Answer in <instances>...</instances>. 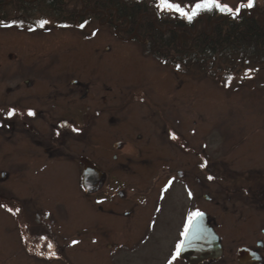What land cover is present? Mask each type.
<instances>
[{
    "label": "flooded vegetation",
    "instance_id": "af4514ba",
    "mask_svg": "<svg viewBox=\"0 0 264 264\" xmlns=\"http://www.w3.org/2000/svg\"><path fill=\"white\" fill-rule=\"evenodd\" d=\"M172 2L191 9L200 0ZM242 2L247 1L238 0L236 7ZM220 3L226 4L223 0ZM140 6L147 9L145 15L153 16L156 25L180 29L190 25L175 12L159 11L155 0H143ZM255 6L254 1L252 8L244 9ZM105 8L102 17L89 19L118 25L115 34L121 42L141 43L148 57L165 58L167 68H176L173 56L149 49L148 37L137 27L127 34L125 25L128 27L132 21L116 19L109 12L117 11L119 4L108 3ZM87 10L93 11L90 7ZM206 16L199 15L195 23ZM105 57H97L101 65L88 72V81L63 72L58 77L53 75L50 69L61 56H52L38 66L28 61L17 72L8 71L9 77L19 80L17 92H25L18 99L0 98V244L10 248L8 263L169 264L171 260L172 264H264V133L245 130L226 145L222 130L201 129V125L179 130V119L170 120L168 113L163 121L150 115L158 123L157 128L138 132L136 138L156 147L159 154L139 161L125 158L122 151L129 147V133L126 125L123 129L119 124L127 122L133 106L128 105L138 100L151 111L152 104L161 103L150 97V102L142 97L128 99L132 87L141 91L142 83L125 85L114 100L98 105L83 96L60 98L63 84L80 83L86 86L80 88L86 90L89 85L103 82V89L109 90L108 83L121 76L103 74L102 64L109 56ZM182 68L193 66L184 64ZM44 78L52 80L49 83L57 86L56 92L46 88L39 98L31 97L30 88ZM48 93L50 97H46ZM10 109L16 114L7 119ZM29 110L35 115L29 116ZM97 122L108 153L99 158L92 144ZM166 126L169 128L165 130ZM210 137L214 139L212 146ZM253 137L257 141L252 143ZM81 139L85 145L90 143L84 152H79ZM169 149L180 153L181 162L174 163L165 156ZM83 158L90 159L104 173L102 186L91 192L82 185ZM129 174L137 176L138 183H129ZM209 176L214 179L209 180ZM81 202L88 207L83 225L78 217ZM197 211L203 213L205 224L217 236L218 255L192 262L180 251L172 259L183 240L189 215Z\"/></svg>",
    "mask_w": 264,
    "mask_h": 264
},
{
    "label": "rangeland",
    "instance_id": "374dc122",
    "mask_svg": "<svg viewBox=\"0 0 264 264\" xmlns=\"http://www.w3.org/2000/svg\"><path fill=\"white\" fill-rule=\"evenodd\" d=\"M223 1L235 9L238 0ZM254 1L256 6L252 9V14L263 11L264 0ZM80 10L85 15L84 18L87 14H92L90 17L95 19L100 17L95 15L94 11H88L87 8L81 7ZM4 14L8 17L0 16V98L6 100L22 98L21 95L25 92L21 89L18 93L16 90L19 80L17 77L12 79L8 75L10 70L17 72L28 61L29 65L38 66L45 64L52 56H61L62 59L55 62L50 69L53 75L58 77L63 72L71 77L88 81V72H92L95 67L101 65L98 64L101 55L106 56V59L109 56L106 64H102L103 74L115 73L114 76L120 75V79L109 82V90L108 87L103 89V82L96 83L92 87L89 85L86 90L80 88L85 86L80 83L69 85L81 91H72L65 84L60 88L59 84L60 98L67 100L83 96L91 104L98 105L105 103L107 99L114 100L122 89H125V85L142 83L144 86L141 91H138L136 86L132 87V93L129 94L128 99L142 97L146 102H150L151 99L154 102H161L152 104V112L145 102L136 100L128 105L133 106L127 113V122L119 124L123 129L126 125L129 133V147L122 151L125 158L139 161L159 154L156 147H149L136 138L138 132L148 133L157 128L158 123L152 121L151 117L160 121L168 118L179 119L177 120L180 121L177 124L179 130L200 125L201 129L222 130L226 145L235 140V134L245 130L253 129L254 132L264 133V61L247 51H237L227 45L221 52L204 60V63L198 65L192 63L191 69H183L184 64L181 63L174 64L176 68H167L168 63L165 58L148 57L144 52L146 48L141 43L121 42L115 34L118 25L113 23H100L89 17L87 22L80 23V20L76 19L70 25L62 26L59 21L36 14L35 18L44 17L49 23L43 27L40 25L32 27L31 19L20 18L18 16L20 13L13 7H5ZM8 21L10 23H7ZM217 22L219 21L216 19L205 17L200 19L196 26L207 28L208 25ZM177 65L182 69L180 67L177 69ZM200 66L207 67L200 69ZM49 82L52 80L48 78L37 82L30 88L31 97L39 98L42 90L46 88H50L49 91L55 93L57 86ZM110 94L116 96L111 97ZM50 96V93L46 94V97ZM166 99H171V104L169 101L166 102ZM167 113L168 118H166ZM100 119L103 120V118ZM98 123L95 124L97 131L93 133L92 140L97 158L108 154L103 145L105 136L100 135L101 127ZM168 128L166 126L165 130ZM253 141H257V138L253 137L252 143ZM213 142L214 139L210 137L211 146ZM87 145L90 147L89 142L85 145V141H82L79 152H84ZM165 156L174 163L181 162L180 153L177 151L169 149ZM102 160L104 161L103 157ZM138 171L145 172L140 169ZM149 174L146 176H150ZM136 178L137 176L129 174V183H138ZM86 204L80 203V215H78L80 225L84 222L83 215H87L88 212ZM9 257L8 245L0 244V264H9ZM30 263L34 264L33 261Z\"/></svg>",
    "mask_w": 264,
    "mask_h": 264
},
{
    "label": "trees",
    "instance_id": "16d2710c",
    "mask_svg": "<svg viewBox=\"0 0 264 264\" xmlns=\"http://www.w3.org/2000/svg\"><path fill=\"white\" fill-rule=\"evenodd\" d=\"M108 3L119 4L117 11L114 9L109 11L112 17L129 18L132 21L128 27L125 25L127 33H132L137 27L140 34L148 37L150 50L158 54L165 52L173 56L176 63L202 64L227 45L237 51H247L264 61V10L252 14V9H244L236 18L215 10L202 12L201 14L207 15L206 17L219 22L208 25L207 28L204 26L198 28L195 23L198 15L183 29L154 24L153 16L143 13L147 11L140 6L143 0H0V16H7L4 14L5 7H13L20 13L18 15L20 18L31 19L32 27H36L37 23L45 18L54 19L62 26H67L76 19H79L80 23L87 22L85 20L92 14H87L84 18L81 7L85 9L90 7L95 15L102 17L101 12L107 11L105 6ZM36 14L45 18L37 19L34 17Z\"/></svg>",
    "mask_w": 264,
    "mask_h": 264
},
{
    "label": "snow or ice",
    "instance_id": "6c2138e0",
    "mask_svg": "<svg viewBox=\"0 0 264 264\" xmlns=\"http://www.w3.org/2000/svg\"><path fill=\"white\" fill-rule=\"evenodd\" d=\"M254 6V0H247L246 3L239 4L235 9L231 8L227 4H221L220 0H200V2L196 3L195 6L191 9H185L181 7L179 3L172 2V0H155V7L161 12H175L180 17L192 22L198 15L202 12H212L213 10L218 11L222 14L231 15L233 18L239 16L240 11L244 8H252ZM41 27L48 24L49 21L41 20L38 22ZM80 27H84V25H80ZM95 35V33H93ZM177 69H179V65H177ZM16 114L15 109H10L6 113V118L11 119ZM29 116L35 115V113L31 110L28 112ZM74 131H78L74 129ZM173 139H176L175 135L172 136ZM206 166V165H202ZM209 180L214 179V177L209 176ZM171 183V181L169 182ZM191 195V193H189ZM3 205H0L2 207ZM9 212L13 210L11 208L8 209ZM20 209H15V212H19ZM203 213L201 212H194L189 215L188 224L184 229L185 240L181 241L180 244L177 245V251L174 254L172 259H175L176 256L179 255L180 249L184 244H191L195 238H197V234L199 232V223L198 218L202 217ZM191 233V238H189V234ZM78 243L77 241H73V244ZM50 248L52 247L51 244L48 245ZM55 256V252L52 253ZM169 264H172V261H169Z\"/></svg>",
    "mask_w": 264,
    "mask_h": 264
},
{
    "label": "water",
    "instance_id": "95a60500",
    "mask_svg": "<svg viewBox=\"0 0 264 264\" xmlns=\"http://www.w3.org/2000/svg\"><path fill=\"white\" fill-rule=\"evenodd\" d=\"M82 161L84 162L83 188L87 192L100 188L104 182V173L90 159L83 158ZM198 223L199 232L197 238L191 244H184L180 249L181 255L192 260V262L217 256L220 251L216 234L205 224L202 217L198 218ZM189 238H191V233ZM183 240H185V237H183Z\"/></svg>",
    "mask_w": 264,
    "mask_h": 264
}]
</instances>
